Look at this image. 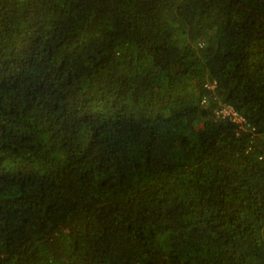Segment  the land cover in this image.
<instances>
[{
    "label": "trees",
    "instance_id": "16d2710c",
    "mask_svg": "<svg viewBox=\"0 0 264 264\" xmlns=\"http://www.w3.org/2000/svg\"><path fill=\"white\" fill-rule=\"evenodd\" d=\"M0 264H264V0H0Z\"/></svg>",
    "mask_w": 264,
    "mask_h": 264
},
{
    "label": "built area",
    "instance_id": "2783aa9c",
    "mask_svg": "<svg viewBox=\"0 0 264 264\" xmlns=\"http://www.w3.org/2000/svg\"><path fill=\"white\" fill-rule=\"evenodd\" d=\"M208 89H214L216 87V82L206 84ZM216 118L228 119L239 125L240 128H246L249 125L246 118L240 114L234 106L231 104H224L215 111ZM254 130V128H252Z\"/></svg>",
    "mask_w": 264,
    "mask_h": 264
}]
</instances>
